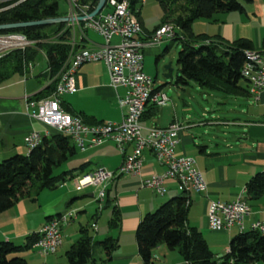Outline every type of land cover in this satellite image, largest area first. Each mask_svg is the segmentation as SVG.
Here are the masks:
<instances>
[{"label": "crops", "instance_id": "obj_1", "mask_svg": "<svg viewBox=\"0 0 264 264\" xmlns=\"http://www.w3.org/2000/svg\"><path fill=\"white\" fill-rule=\"evenodd\" d=\"M239 1L243 5L242 11L217 12L211 19H195L192 24L193 31L197 34H207L208 39H220L226 42L239 37L248 38L254 48L264 51V0ZM140 18L142 20L140 38H146L153 29L148 30L141 15ZM78 33L79 31L76 32L77 35ZM97 35V37L90 36L86 31L83 45L97 46L102 43V37L98 33ZM117 40L118 37L113 38V41ZM151 47H153L151 44H147L143 48L150 50ZM33 62L27 75L24 74L25 71L14 73L0 82V160L16 153L27 154L30 148L26 146L24 136L30 130L39 129L43 132L47 130V134L55 130L33 118L30 111L34 107L27 106L28 100L48 94L44 92L49 83L47 62L38 72L34 71ZM74 78L77 89L61 97L60 103L65 110L80 113L87 122L103 119L120 120L122 109L118 98L124 94L126 88L122 85H111L104 62H84L75 71ZM168 92H165L167 96L170 95ZM233 96L237 101L234 106V116L224 119L216 117L225 124L224 134L225 129H228L226 134L233 132L237 135L236 146L224 138L226 146L218 147L225 148L223 153L221 150L211 151L207 142L199 141L201 137H198L194 130L195 123L192 120L180 121L173 115L157 123L152 118L159 108L156 107L154 112H150L149 108L154 105L152 103L147 104L145 115L141 117V124L144 126L181 123L176 151L192 156L207 181L205 192H188L190 201L187 224L197 227L203 233L210 249L217 256L228 250L229 240L234 234L251 229V223L256 220L264 222V194L258 197L262 200L251 204L247 199L245 188L248 178L254 172L264 169V91L259 92L257 98L249 91ZM206 141L211 142L210 139ZM129 150L130 148L127 147V151ZM77 153V163H73L71 167L77 168L73 171V177L69 178L67 174L63 182L52 188H43L37 194L33 191L25 192L12 206L0 212V238L21 243L27 235L38 233V229L45 223L48 215L73 210L74 215L62 226V242L53 254H56L59 248L61 250L65 248V254L70 245L81 236L83 226L93 241L91 254L96 261L105 257V252L97 241L112 235L117 238V246L105 264H144L137 249L135 229L141 217L157 207L166 195L159 196V193L152 188L142 186L140 178L154 171L161 172L163 165L154 159L149 150H145L141 174H117L109 178L106 180L105 197L99 201L94 197L96 190L81 192L74 176L98 167L115 172L122 162L123 154L112 140L85 149L76 147L75 155ZM80 165L82 166L79 167ZM70 179L73 180V184H68L67 181ZM165 185L166 191L170 189L174 195L180 194L177 190L185 191L183 188H177L173 179L166 180ZM236 197H244L250 207V212L243 218L244 228L238 229L233 225L229 230L210 229L207 219L209 201H231ZM113 204L118 206L121 217L116 228L109 226ZM193 205L196 209L194 212L191 210ZM105 207L109 209V217L105 222L98 224L101 210ZM90 229L94 232L90 233ZM152 253L153 259L157 260L156 264H185L176 249H171L164 243L157 245ZM21 254L27 262L28 259L32 261L40 259L41 257L37 255H45L42 258L43 262L48 264L50 261L54 264L52 257L49 256L50 253L40 254L33 246Z\"/></svg>", "mask_w": 264, "mask_h": 264}, {"label": "trees", "instance_id": "obj_2", "mask_svg": "<svg viewBox=\"0 0 264 264\" xmlns=\"http://www.w3.org/2000/svg\"><path fill=\"white\" fill-rule=\"evenodd\" d=\"M157 1L164 16L155 28L171 19V23L177 27L176 36L173 38L179 39L181 43L177 53L179 67L175 84L185 85L193 80L204 88L227 94H244L249 91L248 83L241 76L240 70L243 64L248 63L245 49L254 48L252 41L242 37L229 42L208 39L207 34H197L192 28L195 19H211L217 12L242 11L243 5L239 0ZM142 2L143 0H130L131 9L141 23ZM96 3L97 0H76L74 9H85L89 12ZM64 14L59 10L58 0H0V23L37 20ZM86 31L87 29L83 34H76L78 46H83ZM7 32H22L34 40V43L23 49L13 48L0 57V82L14 73H22L39 50L45 52L47 79L50 80L67 57L73 29L67 22H59L0 30V33ZM168 48L169 45H166L164 51ZM53 82L52 80L48 83L45 93L51 92ZM156 107L158 106L152 105L149 111L154 112ZM145 112L146 110L142 117ZM69 139L68 135L54 130L43 135L40 143L29 149L27 154L16 153L0 160V212L12 206L25 192L33 191L37 194L43 188H52L63 182L67 174L69 178L73 177L76 167L53 173L55 166L62 164L76 152L74 139V144ZM245 188L247 199L258 198L264 194V169L254 172L246 181ZM189 201L188 192L182 191L165 199L154 210L147 211L141 217L135 229V238L144 264H156L152 250L160 243L177 249L185 264H264V234L257 229L234 234L229 240L228 250L221 255H215L203 233L197 227L187 224ZM53 215H48L47 219ZM120 218L119 208L113 204L109 226L118 227ZM81 231V236L65 252L66 264H105L117 246V238L109 235L97 241L102 246L105 257L96 261L91 254V236L83 226ZM36 239H41L39 232L27 235L21 243L0 238V264H28L21 253L30 249Z\"/></svg>", "mask_w": 264, "mask_h": 264}, {"label": "built area", "instance_id": "obj_3", "mask_svg": "<svg viewBox=\"0 0 264 264\" xmlns=\"http://www.w3.org/2000/svg\"><path fill=\"white\" fill-rule=\"evenodd\" d=\"M76 0H68L71 4L72 19L67 23L72 26L73 34L69 41L70 48L66 59L57 73L48 80L53 82L50 93L37 99L27 101L28 107H34L30 115L45 124L60 131L70 138H78L81 149L96 146L106 140H112L123 154L118 169L114 172L104 167L81 172L74 177L78 186H95V199L103 200L106 193V180L117 174H141L143 152L149 150L154 159L161 165V172H151L140 178L142 186L152 188L156 193L166 191L165 182L173 179L177 188H185L186 192H205L207 181L198 169L192 156L178 153V130L181 123L173 122L166 126L141 124V117L148 103L159 106L165 103L167 94L154 87V77L144 70L142 48L147 44L160 43L165 36H176V26L165 22L152 30L146 38H140L137 24L128 12L127 0H106L104 8L94 17L78 19L88 12L74 9ZM80 34L91 28L102 37V43L97 46H78L75 27ZM118 37L117 41H113ZM34 43L22 32L0 33V57L13 48H25ZM245 51L258 56V63L242 65L241 76L248 82L249 92L258 97L264 91V51L248 48ZM104 62L110 77L111 85H122L126 88L118 98L122 109L118 121L103 119L96 122H86L80 114L71 113L61 106V97L65 93L77 89L74 73L84 62ZM32 67V61L27 63L24 74ZM24 75V76H25ZM144 130V131H143ZM48 131L32 129L24 136L27 147L32 140L42 138ZM127 147L130 148L127 151ZM250 212L245 199L237 202V197L231 201L210 200L207 206L208 226L212 230H229L233 225L244 228L243 218ZM74 215L73 210L55 214L45 221L38 229L41 239H36L33 247L40 254L53 253L62 242V226ZM250 228H259L264 234V222L256 220Z\"/></svg>", "mask_w": 264, "mask_h": 264}, {"label": "rangeland", "instance_id": "obj_4", "mask_svg": "<svg viewBox=\"0 0 264 264\" xmlns=\"http://www.w3.org/2000/svg\"><path fill=\"white\" fill-rule=\"evenodd\" d=\"M59 10L64 15H68L70 13L71 5L68 0H58ZM140 15L143 19L144 26L151 30L153 29L161 20L163 19L164 12L162 7L160 6L157 0H143L140 5ZM172 18V16H171ZM170 20V21H169ZM167 20L171 22V19ZM173 23V22H172ZM174 24V23H173ZM76 32L78 31V27L76 26ZM87 33L90 36L97 37V33L91 28L87 29ZM152 49L143 48V63L144 70L154 77V87H160L164 92H170L168 95V99L162 105H159L158 112L153 116L152 120H156L157 123H161L167 117H173V115L179 119L180 121H194L196 131L198 137H201L199 141H205L209 144L208 148L211 151H219L222 153L225 151L223 146H226L224 142V138L228 140L233 146L238 143L237 135L233 132L230 134H226L228 129H225V134L223 133L225 124L221 123L219 119L216 117L230 118L234 116V106L237 101L233 95L224 93L219 90H211L200 86L195 81L191 80L188 84L178 85L174 83L175 72L178 71L179 65L177 64V53L181 47V43L179 39L174 38H164L160 43L151 44ZM169 45L167 51H164V47ZM44 50H39L34 58L33 69L38 72L42 70L46 65ZM171 61L173 70L171 71V76L169 78H165L163 73L166 72L164 69V65ZM216 119V120H215ZM151 120V119H150ZM223 122V121H222ZM180 123V122H178ZM228 126V125H226ZM232 127V125H229ZM210 139L211 142L206 141ZM72 144H74L73 140L69 139ZM219 145L222 147L218 148ZM79 152V151H77ZM78 153L70 157L68 160L63 162L60 165H57L53 168V173L57 174L62 172L64 169L71 168L74 164L77 163ZM68 184H73V180L70 179L67 181ZM81 192H85L86 190H96L95 186H78ZM182 193L181 190H177ZM159 196H165L166 198L171 197V190L168 189L166 192L162 194H158ZM164 199V200H165ZM163 200V201H164ZM258 200H262L261 198L256 199H248L249 203L254 204ZM156 208V207H155ZM154 208V209H155ZM153 209V210H154ZM193 212L196 210L195 205L192 206L191 209ZM108 208H103L101 210V214L98 219V224L103 223L108 219ZM90 233L94 232L92 229L89 230ZM235 233V232H233ZM65 249V248H64ZM64 249L57 251L56 254L50 253L49 256L52 257L54 264H64L67 261V258L64 254ZM176 252L178 250L176 249ZM179 253V252H178ZM176 253V254H178ZM180 254V253H179ZM181 255V254H180ZM36 256V255H34ZM40 259L38 260H29L28 264H45L42 260L45 255H37ZM183 259V257L181 256ZM154 261H157L154 259ZM48 264H52V262H48Z\"/></svg>", "mask_w": 264, "mask_h": 264}, {"label": "water", "instance_id": "obj_5", "mask_svg": "<svg viewBox=\"0 0 264 264\" xmlns=\"http://www.w3.org/2000/svg\"><path fill=\"white\" fill-rule=\"evenodd\" d=\"M105 3H106V0H97V3L95 4L94 8L91 11H89L87 14H85L83 16H78V19L81 20L84 18L94 17L104 8ZM71 19L72 18L69 15H64V16L47 17V18H42V19H37V20L6 22V23H0V30L9 29V28H16V27H25V26H30V25L68 22ZM164 69L166 70V72L163 73V76L165 78H169L171 76V71L173 70L171 61H168L164 65ZM175 74L177 75L178 71H176Z\"/></svg>", "mask_w": 264, "mask_h": 264}, {"label": "bare ground", "instance_id": "obj_6", "mask_svg": "<svg viewBox=\"0 0 264 264\" xmlns=\"http://www.w3.org/2000/svg\"><path fill=\"white\" fill-rule=\"evenodd\" d=\"M127 7H128V12L131 13V19H133L134 24H137V32L138 33H141L142 32L141 22H140L138 16L136 15V13L131 9L130 0H127ZM173 37H175V36H165L164 38L171 39ZM245 52H246V55H247V58H248L247 65H251L252 63H258V56L257 55H251L249 52H247V51H245ZM41 139L42 138H35V139H33L32 140V143H31V147H28V148L31 149L32 147L38 145L40 143ZM71 139H74L77 147L81 148V142L79 141L78 138H71ZM183 189L185 190V188H183ZM244 201H245L244 200V197L237 198V202H244ZM241 229H243V228H241ZM251 229H257V230H259V228H251ZM39 233L41 235V232H39Z\"/></svg>", "mask_w": 264, "mask_h": 264}]
</instances>
